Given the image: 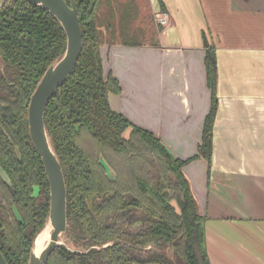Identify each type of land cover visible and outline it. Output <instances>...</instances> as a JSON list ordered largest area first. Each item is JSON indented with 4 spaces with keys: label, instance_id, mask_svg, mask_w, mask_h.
I'll return each instance as SVG.
<instances>
[{
    "label": "trees",
    "instance_id": "trees-1",
    "mask_svg": "<svg viewBox=\"0 0 264 264\" xmlns=\"http://www.w3.org/2000/svg\"><path fill=\"white\" fill-rule=\"evenodd\" d=\"M75 1L82 50L44 111L67 190L66 243L56 245L46 264H198L195 242L204 264H210L205 218L184 165L204 157L209 174L218 107L214 46L206 40L211 99L201 139L194 154L181 158L154 131L134 123L109 101V93L120 92L121 85L111 72L105 73L100 46L105 40L142 42L141 29L134 26L137 1ZM65 45V30L47 8L28 0L1 5L0 166L10 182L0 175V250L8 264H28L33 240L48 215L49 182L30 138L27 114L37 82Z\"/></svg>",
    "mask_w": 264,
    "mask_h": 264
},
{
    "label": "crops",
    "instance_id": "crops-1",
    "mask_svg": "<svg viewBox=\"0 0 264 264\" xmlns=\"http://www.w3.org/2000/svg\"><path fill=\"white\" fill-rule=\"evenodd\" d=\"M145 3L148 11L169 15L152 42L100 46L105 73L121 85L109 93L110 104L154 131L173 155L194 154L211 99L206 40L214 46L218 107L210 170L198 157L184 172L205 218L210 264H264V0ZM124 74L135 85L124 82ZM178 103L188 113L184 120L175 117Z\"/></svg>",
    "mask_w": 264,
    "mask_h": 264
},
{
    "label": "water",
    "instance_id": "water-1",
    "mask_svg": "<svg viewBox=\"0 0 264 264\" xmlns=\"http://www.w3.org/2000/svg\"><path fill=\"white\" fill-rule=\"evenodd\" d=\"M7 0H0L1 5ZM41 5L54 14L66 33V45L63 53L51 61L46 67L33 92L28 104V127L32 143L40 155L49 182V211L43 227L37 232L30 250L28 264H46L48 257L56 245L66 243L67 226V190L58 155L48 134L45 121V107L73 72L77 59L82 50V28L75 0H28ZM108 173L112 172L107 163L102 160ZM0 175L10 182L5 170L0 166ZM48 230L49 236L36 252L37 239L42 231ZM94 247V246H93ZM96 247V246H95ZM77 250L76 248H71ZM194 253L198 264H204L200 246L194 244ZM0 264H8L0 250Z\"/></svg>",
    "mask_w": 264,
    "mask_h": 264
},
{
    "label": "rangeland",
    "instance_id": "rangeland-1",
    "mask_svg": "<svg viewBox=\"0 0 264 264\" xmlns=\"http://www.w3.org/2000/svg\"><path fill=\"white\" fill-rule=\"evenodd\" d=\"M149 4V3H148ZM137 5H138V15H137V18L136 20L134 21V26L136 28H139V29H144V34H139L140 38L142 41H146V42H152L154 40V34L156 33V29L158 28V21L156 19V14H154V12H150L148 11L150 9V6L147 5L145 3V0H141V5L139 3V1L137 0ZM145 5V6H144ZM141 6H144L146 7L145 8V11L144 9L141 8ZM149 6V7H148ZM141 26H143V28H141ZM140 33V32H139ZM3 65V59L0 57V66ZM123 79H124V82H127L129 83L130 85H135L134 83V80L132 78H130L129 75H126L124 74L123 75ZM135 87V86H134ZM207 96V95H206ZM206 101V99H205ZM203 100L201 99L199 101V105L197 108L199 107H202L203 106ZM134 109V108H133ZM135 110V109H134ZM175 117H179L180 119L184 120L188 117V113L184 110L183 106L181 103H178V108H177V115H175ZM166 141H172L170 140V138H165ZM169 139V140H167ZM170 143V142H169ZM195 149V148H194ZM189 153L191 154L192 151L194 152V150H188ZM110 173V172H109ZM34 193H38V187L36 186L35 187V190H34ZM169 249V248H168ZM170 250V249H169ZM169 250H166V253L168 255H170L174 260L176 259L177 260V256L174 255L171 250L169 252Z\"/></svg>",
    "mask_w": 264,
    "mask_h": 264
},
{
    "label": "bare ground",
    "instance_id": "bare-ground-1",
    "mask_svg": "<svg viewBox=\"0 0 264 264\" xmlns=\"http://www.w3.org/2000/svg\"><path fill=\"white\" fill-rule=\"evenodd\" d=\"M49 232L48 230L42 231L41 234L38 236L37 239V247H36V252H38L43 244V242L48 238Z\"/></svg>",
    "mask_w": 264,
    "mask_h": 264
},
{
    "label": "built area",
    "instance_id": "built-area-1",
    "mask_svg": "<svg viewBox=\"0 0 264 264\" xmlns=\"http://www.w3.org/2000/svg\"><path fill=\"white\" fill-rule=\"evenodd\" d=\"M156 19L160 24H166L169 19L168 12L166 11H158L156 13Z\"/></svg>",
    "mask_w": 264,
    "mask_h": 264
},
{
    "label": "flooded vegetation",
    "instance_id": "flooded-vegetation-1",
    "mask_svg": "<svg viewBox=\"0 0 264 264\" xmlns=\"http://www.w3.org/2000/svg\"><path fill=\"white\" fill-rule=\"evenodd\" d=\"M2 177V176H1ZM195 244V243H194ZM170 250H171V252L174 254V252L172 251V249L171 248H169ZM168 248L166 249V250H169ZM166 250H165V252H166ZM170 250H169V252H170ZM193 250H194V245H193ZM170 252V253H171ZM195 254V253H194ZM196 256V255H195ZM197 259V258H196ZM198 262V261H197Z\"/></svg>",
    "mask_w": 264,
    "mask_h": 264
}]
</instances>
